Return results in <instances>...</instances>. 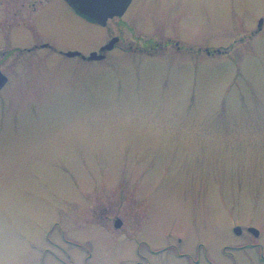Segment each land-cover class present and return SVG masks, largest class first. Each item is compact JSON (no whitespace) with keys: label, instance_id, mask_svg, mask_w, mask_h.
<instances>
[{"label":"rangeland","instance_id":"obj_1","mask_svg":"<svg viewBox=\"0 0 264 264\" xmlns=\"http://www.w3.org/2000/svg\"><path fill=\"white\" fill-rule=\"evenodd\" d=\"M0 70V264H264V0H0Z\"/></svg>","mask_w":264,"mask_h":264},{"label":"water","instance_id":"obj_2","mask_svg":"<svg viewBox=\"0 0 264 264\" xmlns=\"http://www.w3.org/2000/svg\"><path fill=\"white\" fill-rule=\"evenodd\" d=\"M77 12L87 18L97 22L100 25H105L108 18L114 16H121L128 7L131 0H66ZM262 19H259L258 24L261 26ZM117 41V38L111 39L109 43L101 47V50L110 49ZM68 56H77V51H68L65 53ZM103 55L96 52L90 53L88 59H100ZM6 81V77L0 71V88ZM121 222L116 220L115 227H119ZM234 232L239 235L240 228L234 227ZM255 236L258 235V231L254 228H249Z\"/></svg>","mask_w":264,"mask_h":264},{"label":"flooded vegetation","instance_id":"obj_3","mask_svg":"<svg viewBox=\"0 0 264 264\" xmlns=\"http://www.w3.org/2000/svg\"><path fill=\"white\" fill-rule=\"evenodd\" d=\"M43 43H41V44H39V46L41 47V48H51V46L50 45H42ZM45 44V43H44ZM130 48H132V47H130ZM29 50V49H28ZM262 254V253H261ZM262 256L264 257V254H262ZM43 263V262H42ZM41 263V264H42Z\"/></svg>","mask_w":264,"mask_h":264}]
</instances>
